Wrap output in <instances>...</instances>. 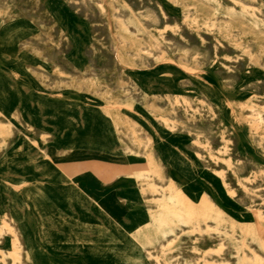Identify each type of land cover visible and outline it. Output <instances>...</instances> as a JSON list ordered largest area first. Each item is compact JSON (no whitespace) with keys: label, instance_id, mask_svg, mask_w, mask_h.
Instances as JSON below:
<instances>
[{"label":"rangeland","instance_id":"rangeland-1","mask_svg":"<svg viewBox=\"0 0 264 264\" xmlns=\"http://www.w3.org/2000/svg\"><path fill=\"white\" fill-rule=\"evenodd\" d=\"M4 25L18 126L0 120V264H20L27 239L39 264H89L76 212L38 227L31 214L33 199L61 205L45 194L68 185L53 158L77 154L47 147L83 120L99 140L110 123L111 156L149 164L116 187L134 192L139 224L107 234L93 262L264 264V0H0Z\"/></svg>","mask_w":264,"mask_h":264},{"label":"bare ground","instance_id":"bare-ground-1","mask_svg":"<svg viewBox=\"0 0 264 264\" xmlns=\"http://www.w3.org/2000/svg\"><path fill=\"white\" fill-rule=\"evenodd\" d=\"M41 7L39 8L41 9ZM10 26L11 25H4L1 27L0 37L3 36V31L7 28L9 29ZM21 105L24 106V100ZM14 108V99L12 95L4 92L3 87L0 85V120L2 122L1 124L6 128H17L18 126L13 115ZM65 119L66 116H57L54 125V129L56 128L55 132L63 129V127H68V122ZM83 121V128L78 130L73 136H65L61 140L56 141L47 147L50 157L54 154L56 149L63 151L65 155L72 152L77 154L75 157L70 156L65 159L53 158V162L62 173L60 177L64 179L65 176L68 185L64 189L62 188L64 190L62 196H59V194L52 188H47L45 194L52 199L59 200L61 205L54 209H45L33 199V209L31 214L35 217L38 227L45 214L49 216H67L71 214L72 211L76 212L78 215L77 218L74 219L71 217L70 219H72V221H69L67 226L70 229L80 228L83 231V235L77 240L82 244H86V250L88 252L87 262L89 264H111L112 261L105 256L98 257V259H95V262H93L91 254L98 251V248L95 247L102 245V242H105L103 238L111 231H115L114 229L124 228L130 233L140 222L139 214L128 213L127 203H129L134 197V192L132 190H124L119 194L116 192V187L128 182L130 183V180H133L130 175L137 170H146L149 164L148 162H132L123 157L118 159L111 156L108 153V149L113 143V133L110 123L107 120H104L106 125L105 128L109 134L104 140H99L97 137L99 136L100 131H98V129H88L87 124L89 120ZM2 148L1 143L0 153ZM162 158L165 164H171L167 155L162 154ZM50 167L53 174H57L58 170L54 169L52 166ZM46 173L49 174V172ZM46 173H41V175L45 176ZM38 192L39 193L35 194H40V191ZM84 198H88L95 204V209L92 210V215L86 218L77 207V204L83 201ZM123 218L128 222L127 226L120 224V221ZM114 235L115 233H112V236ZM110 239L111 241H107L110 246L117 244V238ZM137 240L139 243L143 244L139 236L137 237ZM25 242L27 249L23 248V254L19 263L39 264V260L35 257L32 249H30V240L27 239ZM135 264L141 263L138 261Z\"/></svg>","mask_w":264,"mask_h":264}]
</instances>
